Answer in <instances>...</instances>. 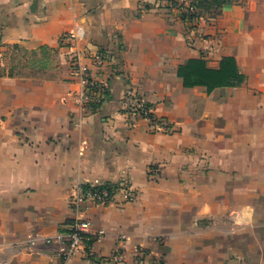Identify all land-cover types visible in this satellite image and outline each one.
<instances>
[{
    "label": "crops",
    "instance_id": "crops-1",
    "mask_svg": "<svg viewBox=\"0 0 264 264\" xmlns=\"http://www.w3.org/2000/svg\"><path fill=\"white\" fill-rule=\"evenodd\" d=\"M166 6L0 0V264H264V0H238L195 25ZM79 19L92 43L121 62L107 100L82 122L60 43ZM224 56L236 58L242 84L208 92L178 76L188 58L217 67ZM128 87L178 130L130 124L121 110ZM192 151L211 154L213 170L177 174L176 157ZM152 167L159 173L150 175ZM78 179L127 183L136 199L120 194L91 207L92 255L63 260L56 237L74 216L69 196ZM229 197L236 201L224 207ZM228 212L239 219L234 230L184 222ZM228 233L234 237L224 241Z\"/></svg>",
    "mask_w": 264,
    "mask_h": 264
},
{
    "label": "built area",
    "instance_id": "built-area-1",
    "mask_svg": "<svg viewBox=\"0 0 264 264\" xmlns=\"http://www.w3.org/2000/svg\"><path fill=\"white\" fill-rule=\"evenodd\" d=\"M166 2L168 6L178 11L180 17L181 14L190 15L198 11L191 0H166ZM200 19L195 17L191 24H197ZM60 43L69 50L70 75L79 85V88L72 92V97L81 112L82 122L83 118L96 112V104L106 99L109 93L108 79L118 72V68L109 55L100 52L92 45L87 26L80 19L77 20L73 30L64 32L60 36ZM121 110L130 124H135L138 120L146 121L149 130L153 133L173 134L178 130L175 122L167 116L158 114L155 104L132 87H128L124 92ZM120 194L123 195L125 202L136 199V192L127 183L117 184L115 187L112 182L100 180L89 182L78 179L74 182L69 196V204L74 216L68 228L56 237V242L61 245L59 254L63 260L80 252L92 255V244L89 245L87 241L90 239L89 232L94 221L87 212L93 206H106L116 202ZM118 239L126 240L127 236L122 234ZM28 245L30 247L36 245L34 236L29 237ZM137 252L145 253L143 248H138ZM118 254L113 257L114 261H120ZM155 264H164V262L158 260Z\"/></svg>",
    "mask_w": 264,
    "mask_h": 264
},
{
    "label": "trees",
    "instance_id": "trees-1",
    "mask_svg": "<svg viewBox=\"0 0 264 264\" xmlns=\"http://www.w3.org/2000/svg\"><path fill=\"white\" fill-rule=\"evenodd\" d=\"M237 1L238 0H191L192 5H194L198 11L190 15L181 14V18L191 23L192 19L195 17H217L221 14L222 8L225 5ZM166 7L171 8L170 6ZM169 12L170 10H168V13ZM90 42L92 43V40H90ZM92 45L95 46L94 43H92ZM98 50L109 55L116 64L118 71H120L121 62L114 60L107 50L101 47H98ZM177 73L178 76L182 78L185 87L203 86L207 88L208 92H212L214 89L220 87L238 86L245 80V75L240 71L234 56H224L217 67L211 66L205 57H191L179 64ZM107 97L108 95L104 101L107 100ZM103 102L96 104V112H98ZM113 184L117 187L116 183ZM87 242L89 245L93 243L92 239H89Z\"/></svg>",
    "mask_w": 264,
    "mask_h": 264
},
{
    "label": "rangeland",
    "instance_id": "rangeland-1",
    "mask_svg": "<svg viewBox=\"0 0 264 264\" xmlns=\"http://www.w3.org/2000/svg\"><path fill=\"white\" fill-rule=\"evenodd\" d=\"M210 157L211 154L207 153L206 154H199V152H190L189 156H183V155H179L178 157H176V161L174 162V165L176 164L178 166V170H177V174H179L180 176L183 175H189L191 174L193 175H200L204 172L209 173L210 171L213 170V168L210 166L211 165V161H210ZM166 165H163V167L161 168H165ZM158 167H152L150 169V175H155L156 171L157 173H159ZM231 173V170H229ZM228 173V174H229ZM178 175V176H179ZM234 175V174H232ZM179 176V177H180ZM227 186L231 187L232 184H224L225 188H228ZM226 193V192H225ZM228 195H231V192L227 193ZM236 200L232 199V198H224L222 200L223 202V206L227 207V206H231L232 204L234 205V202ZM169 205V202H168ZM169 210V207H168ZM192 217L195 218V220H192ZM186 217V220L184 222L189 223L191 221L193 222H197V223H201V224H214V223H220L222 224L224 229H229L231 230V228L234 230V226H237L239 224V219H236V215L234 214V212H228L225 213L221 216H217L216 218L214 216H206V217ZM198 218V219H197ZM234 237V233H228V234H223V240L226 241L230 238ZM224 248H225V244H224Z\"/></svg>",
    "mask_w": 264,
    "mask_h": 264
}]
</instances>
